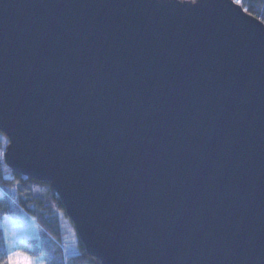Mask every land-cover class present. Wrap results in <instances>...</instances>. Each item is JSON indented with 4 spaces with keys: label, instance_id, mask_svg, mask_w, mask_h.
Segmentation results:
<instances>
[{
    "label": "water",
    "instance_id": "1",
    "mask_svg": "<svg viewBox=\"0 0 264 264\" xmlns=\"http://www.w3.org/2000/svg\"><path fill=\"white\" fill-rule=\"evenodd\" d=\"M8 165L102 264H264V23L234 0H0Z\"/></svg>",
    "mask_w": 264,
    "mask_h": 264
},
{
    "label": "trees",
    "instance_id": "2",
    "mask_svg": "<svg viewBox=\"0 0 264 264\" xmlns=\"http://www.w3.org/2000/svg\"><path fill=\"white\" fill-rule=\"evenodd\" d=\"M246 12L264 23V0H234ZM10 140L0 130V264L9 257V249L2 227L3 219L16 214L33 218L40 229L38 239L29 240L27 247L45 264H102L87 253L67 208L48 181H39L17 174L5 160ZM70 232L77 251L66 255L63 245Z\"/></svg>",
    "mask_w": 264,
    "mask_h": 264
},
{
    "label": "rangeland",
    "instance_id": "3",
    "mask_svg": "<svg viewBox=\"0 0 264 264\" xmlns=\"http://www.w3.org/2000/svg\"><path fill=\"white\" fill-rule=\"evenodd\" d=\"M2 227L9 249V255L20 254L21 256L30 257L37 261V264H45L42 257H35L31 249H28L29 240L39 238L40 229L36 221L25 214H16L6 216L2 221ZM66 243L63 245V251L66 255L73 254L77 251L73 235L68 232ZM18 264H22L18 260Z\"/></svg>",
    "mask_w": 264,
    "mask_h": 264
},
{
    "label": "snow or ice",
    "instance_id": "4",
    "mask_svg": "<svg viewBox=\"0 0 264 264\" xmlns=\"http://www.w3.org/2000/svg\"><path fill=\"white\" fill-rule=\"evenodd\" d=\"M17 258L22 262V264H37V261L33 260L32 258L21 256L20 254L9 255L8 259L2 262V264H18Z\"/></svg>",
    "mask_w": 264,
    "mask_h": 264
}]
</instances>
